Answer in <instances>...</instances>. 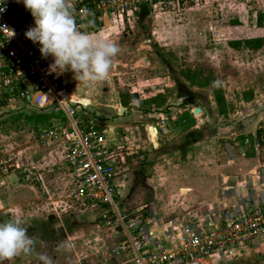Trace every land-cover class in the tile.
<instances>
[{"label": "rangeland", "instance_id": "obj_1", "mask_svg": "<svg viewBox=\"0 0 264 264\" xmlns=\"http://www.w3.org/2000/svg\"><path fill=\"white\" fill-rule=\"evenodd\" d=\"M87 2L89 10L81 13L75 7L81 1L68 0L78 29L93 36L103 33L119 52L104 80L80 83L68 71L66 92L59 80L57 88L64 99L72 97L71 88L90 99L89 104L80 98V104H89L81 108L108 132L123 184L116 197L119 213L140 221L146 231L160 229L181 208L196 207L195 193L178 192L189 186L188 177L215 167L225 173L247 169L239 157L253 138L256 164L264 172V45L245 41L264 38V0ZM26 16L33 19L30 12ZM161 89L169 104L157 110L161 98H148ZM133 95L136 100L121 105V114L119 97L129 101ZM178 107L191 110L183 113L184 121ZM195 108L204 111L194 113ZM63 120L60 111L0 102V221L19 213L35 241L29 252L3 264H133V249L116 216L108 211L104 217L103 208L75 203L60 150L38 143L40 129ZM165 122L184 124L166 131ZM153 124L163 125L156 140V129L147 126ZM262 245L254 250L264 264ZM241 251L242 256L218 260L255 264L257 256Z\"/></svg>", "mask_w": 264, "mask_h": 264}, {"label": "built area", "instance_id": "obj_2", "mask_svg": "<svg viewBox=\"0 0 264 264\" xmlns=\"http://www.w3.org/2000/svg\"><path fill=\"white\" fill-rule=\"evenodd\" d=\"M0 6L5 9L0 12V102L17 100L37 112L62 113V122L39 130L38 143L60 150V160L65 162L71 178L69 195L75 203L103 208L104 217L108 211L116 216L133 249V264H210L213 256L244 247L259 248L264 243V195H243L241 203L219 208L213 213L214 220L208 221L213 225L211 229L185 225L175 233L179 244L171 249L158 244L140 221L119 213L116 197L123 184L117 179L107 130L90 120V114L79 103L62 98L57 82L62 83L63 74H49L52 57H42L38 43L24 36L34 24L26 16L29 11L23 3L4 0ZM75 7L81 13L89 10L80 3ZM7 30L14 31V35ZM120 161H124L122 154ZM3 172L0 167V188L4 185ZM132 232L138 236L133 237Z\"/></svg>", "mask_w": 264, "mask_h": 264}, {"label": "clouds", "instance_id": "obj_3", "mask_svg": "<svg viewBox=\"0 0 264 264\" xmlns=\"http://www.w3.org/2000/svg\"><path fill=\"white\" fill-rule=\"evenodd\" d=\"M22 2L34 19L24 36L39 45L42 57H52L48 73L59 76L72 72L80 83L102 81L114 65L119 52L116 42L103 33L93 36L80 31L68 0H17ZM4 0H0V5ZM4 7L0 6V12ZM10 36L14 31H9ZM35 241L27 233L25 218L12 213L0 221V264L21 252H29Z\"/></svg>", "mask_w": 264, "mask_h": 264}, {"label": "crops", "instance_id": "obj_4", "mask_svg": "<svg viewBox=\"0 0 264 264\" xmlns=\"http://www.w3.org/2000/svg\"><path fill=\"white\" fill-rule=\"evenodd\" d=\"M63 79L65 80L62 81L63 83L62 88H63V92H66L65 88H67L69 85L68 76L66 75V73H63ZM74 89L72 88L70 89L71 90L70 94L72 95V97L69 98L68 100L71 99L70 100L71 102L80 104L79 99L86 97L84 96L80 97L79 95H77L78 94L77 91H75L76 93H74L73 91ZM164 92H165L164 89L158 90L150 98H148V101H150V99H153V102L156 97L161 98L162 101L161 100L158 101L159 103L157 110H162L164 107H167L169 104L168 102L169 100L167 98L165 99L164 97H162V94ZM86 99L89 101L88 103L90 104V99L88 98ZM131 99H132L131 101L136 100V98L134 97ZM131 101L129 102V104L131 103ZM80 105L82 107L88 106V105L84 106L82 104ZM121 105L122 104L119 103L118 107H121ZM151 105L153 104L151 103ZM168 109L170 108L168 107ZM177 111L179 115H181L180 117L183 116L182 120L184 121L185 117L183 113H185L186 111L190 113L191 110L187 108L178 107ZM201 111L203 112L204 110L201 109ZM182 123L184 124V122ZM182 123L179 124L173 123L172 126L170 125V122H165L164 124L166 127L165 129H167L166 131H175L173 127H182ZM49 125L50 124H48V126ZM147 126H153L154 128H156L157 131L155 136V140H156L157 135L159 133L157 128L163 127V125L153 124ZM147 131L149 135L150 134L149 130ZM155 140L154 142H156ZM245 141L248 142V139H246ZM257 146H258L257 141L254 138L251 139L250 144L244 147V151L243 153H241L242 157H239L242 163L241 165L245 164L246 166H248L247 169H242V167L240 166L241 168L238 167L235 169H231L227 173H225V172H221L219 168L215 167L213 169L208 170L207 172L200 171V175H195L194 177H190V178L188 177L189 186H187V188L181 187L179 188V190L178 189L177 190L179 193H181V191L184 193L185 191L186 192L192 191L193 193H195L193 196H195L196 199L198 200L196 207L193 208L189 207L186 209L181 208V210L177 212L176 216L167 220V222L164 225L160 226V229L157 226L153 229H149L152 232V237L154 238V240L158 244L166 248H170V249L175 248L176 246H178L179 240L175 239L174 235L177 232H181L182 228L185 225L192 224L194 226L202 228L203 230L211 229L213 225H209L208 221L214 220L213 213L217 211L219 208L231 207L238 202L241 203L244 198L243 195H246L247 197L264 195V172L260 170L259 166H257L256 162H258L259 160L258 157H256L257 156L256 153H254L255 152L254 149L257 148ZM154 147L155 149H158L156 148L157 146ZM229 163H233V159L229 160ZM183 210L184 211L187 210V211L184 213ZM155 231L157 235L155 234L156 236H153V233H155ZM245 248L249 249L248 252L249 254L253 253L255 256H257V260L255 261V264H262V262L259 261V259H261V255L259 256V254H257V252H255L254 248L252 247L240 248L235 250L231 254L226 253L219 256H213L210 258L209 262L210 264H225L226 262H222L218 260L219 257L233 256L239 254H241L242 256L243 254L241 250H244Z\"/></svg>", "mask_w": 264, "mask_h": 264}, {"label": "trees", "instance_id": "obj_5", "mask_svg": "<svg viewBox=\"0 0 264 264\" xmlns=\"http://www.w3.org/2000/svg\"><path fill=\"white\" fill-rule=\"evenodd\" d=\"M81 4L82 5H85V6H87V7H89L90 8V2L88 3L87 2V0H82V2H81ZM99 14L98 13H95L93 16L95 17L94 19H95V22L98 24V22H97V20H96V16H98ZM247 43H254V44H248V45H250V46H253V47H257V46H259V45H264V44H259V43H264V38H261V39H255V40H245ZM231 44V46L232 47H237V44H238V42H232V43H230ZM133 97L134 98H136L135 97V95H133ZM131 100H129V101H123L122 100V98H121V96H120V102H121V104H122V106H124V107H126L127 106V104H129V102H130Z\"/></svg>", "mask_w": 264, "mask_h": 264}, {"label": "water", "instance_id": "obj_6", "mask_svg": "<svg viewBox=\"0 0 264 264\" xmlns=\"http://www.w3.org/2000/svg\"><path fill=\"white\" fill-rule=\"evenodd\" d=\"M123 109L124 108L122 107L120 113H122ZM200 111H201V108H195L194 113H199Z\"/></svg>", "mask_w": 264, "mask_h": 264}]
</instances>
